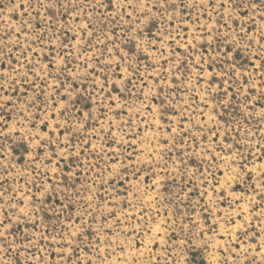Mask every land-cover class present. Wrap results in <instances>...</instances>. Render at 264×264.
<instances>
[{"label":"rangeland","instance_id":"rangeland-1","mask_svg":"<svg viewBox=\"0 0 264 264\" xmlns=\"http://www.w3.org/2000/svg\"><path fill=\"white\" fill-rule=\"evenodd\" d=\"M250 5L0 0V264H264Z\"/></svg>","mask_w":264,"mask_h":264},{"label":"snow or ice","instance_id":"snow-or-ice-1","mask_svg":"<svg viewBox=\"0 0 264 264\" xmlns=\"http://www.w3.org/2000/svg\"><path fill=\"white\" fill-rule=\"evenodd\" d=\"M239 7V5H237ZM250 6H261L264 7V3L261 2V0H254V5H250ZM262 19H264V16H262ZM262 67H264V64L261 65ZM264 178V177H262ZM215 191V189H213Z\"/></svg>","mask_w":264,"mask_h":264}]
</instances>
